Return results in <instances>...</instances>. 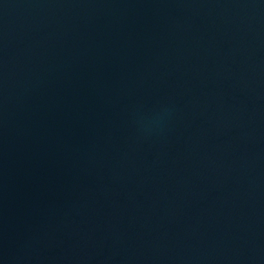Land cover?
Instances as JSON below:
<instances>
[{"label":"water","instance_id":"1","mask_svg":"<svg viewBox=\"0 0 264 264\" xmlns=\"http://www.w3.org/2000/svg\"><path fill=\"white\" fill-rule=\"evenodd\" d=\"M0 264H264V0H0Z\"/></svg>","mask_w":264,"mask_h":264}]
</instances>
